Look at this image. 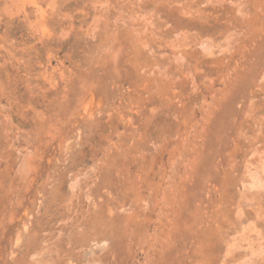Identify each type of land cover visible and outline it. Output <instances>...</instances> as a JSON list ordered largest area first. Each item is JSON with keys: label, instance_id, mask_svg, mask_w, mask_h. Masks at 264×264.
<instances>
[{"label": "rangeland", "instance_id": "obj_1", "mask_svg": "<svg viewBox=\"0 0 264 264\" xmlns=\"http://www.w3.org/2000/svg\"><path fill=\"white\" fill-rule=\"evenodd\" d=\"M0 264H264V0H0Z\"/></svg>", "mask_w": 264, "mask_h": 264}, {"label": "bare ground", "instance_id": "obj_2", "mask_svg": "<svg viewBox=\"0 0 264 264\" xmlns=\"http://www.w3.org/2000/svg\"><path fill=\"white\" fill-rule=\"evenodd\" d=\"M203 42H204V41H203ZM204 43H205V42H204ZM199 45H200V44H199ZM201 45L203 46V45H205V44H203L202 41H201ZM207 46H208V45L206 44V47H207ZM206 47H205V48H206ZM208 47H209V46H208ZM208 47H207V48H208ZM202 48H204V46H203ZM205 48H204V51H205ZM207 48H206V49H207ZM209 48H210V47H209ZM208 50H209V49H208ZM208 50H206L207 53H208ZM249 173H250V171H249ZM253 178L255 179V176H253ZM258 182H259V181H258Z\"/></svg>", "mask_w": 264, "mask_h": 264}]
</instances>
